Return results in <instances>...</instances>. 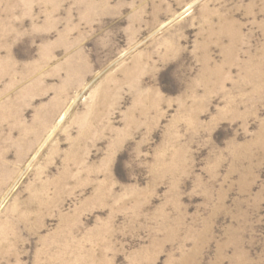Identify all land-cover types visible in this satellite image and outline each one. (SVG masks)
<instances>
[{
  "label": "rangeland",
  "instance_id": "obj_1",
  "mask_svg": "<svg viewBox=\"0 0 264 264\" xmlns=\"http://www.w3.org/2000/svg\"><path fill=\"white\" fill-rule=\"evenodd\" d=\"M0 264H264V0H0Z\"/></svg>",
  "mask_w": 264,
  "mask_h": 264
}]
</instances>
